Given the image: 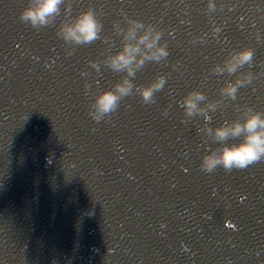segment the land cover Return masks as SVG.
Returning <instances> with one entry per match:
<instances>
[{
    "label": "clouds",
    "instance_id": "obj_1",
    "mask_svg": "<svg viewBox=\"0 0 264 264\" xmlns=\"http://www.w3.org/2000/svg\"><path fill=\"white\" fill-rule=\"evenodd\" d=\"M62 0H29L28 6L20 12V17L35 27L48 25L60 11ZM223 7L217 0H207L206 9L214 10ZM126 27L119 21H114L117 31L124 33L123 44L119 50L110 53L103 59L115 70H125L127 75L112 84L111 87L98 91L90 104L89 115L100 121L107 113L114 111L120 100L126 95L136 92L145 103L155 100L154 93L165 86L166 75L159 73L145 84H136L130 77L147 61H159L169 55L167 41L162 40V29L152 23H145L141 19L126 17ZM103 24L97 12L89 7L81 11L70 22L63 23L58 29V35L69 44L89 43L100 37ZM219 26L214 31H219ZM173 29H169L172 32ZM207 34L193 36L192 42L204 40ZM259 35V33H257ZM72 49L68 48L67 52ZM254 50L252 47L232 48L220 63H215L209 71L235 73L245 65L249 70L240 72L234 80H228L221 86V93L228 98L236 99L238 88L250 83L254 73L251 71ZM89 63L99 68L100 61L89 60ZM86 75V73H84ZM87 87V82L85 83ZM205 93L198 88H192L177 102L182 106L184 119L199 113H206L208 108H215L218 101H208ZM170 106V105H169ZM168 107L164 108L167 114ZM209 117L206 116V119ZM216 140H224L228 136L240 137L239 141L222 144L218 148H211L201 156L199 167L204 171H213L217 165L226 170L244 168L252 162L264 158V113L247 106L242 119L225 120L215 128L206 126L204 129Z\"/></svg>",
    "mask_w": 264,
    "mask_h": 264
},
{
    "label": "water",
    "instance_id": "obj_2",
    "mask_svg": "<svg viewBox=\"0 0 264 264\" xmlns=\"http://www.w3.org/2000/svg\"><path fill=\"white\" fill-rule=\"evenodd\" d=\"M11 1L0 0V183L5 185L0 188V240L11 241L6 252L37 243L35 233L38 246H50L48 223H26L38 230L10 228L17 219L14 213H22L17 203L22 208L33 198L35 205L47 210L26 24L20 17L21 7ZM24 207L29 208L30 203ZM24 254L16 257L24 264L46 261L45 253Z\"/></svg>",
    "mask_w": 264,
    "mask_h": 264
},
{
    "label": "snow or ice",
    "instance_id": "obj_3",
    "mask_svg": "<svg viewBox=\"0 0 264 264\" xmlns=\"http://www.w3.org/2000/svg\"><path fill=\"white\" fill-rule=\"evenodd\" d=\"M241 199H243V197H241ZM231 226L235 227V225H231Z\"/></svg>",
    "mask_w": 264,
    "mask_h": 264
}]
</instances>
